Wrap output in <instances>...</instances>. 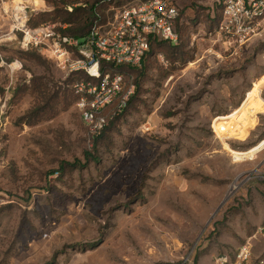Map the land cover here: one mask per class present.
Segmentation results:
<instances>
[{"label": "rangeland", "instance_id": "374dc122", "mask_svg": "<svg viewBox=\"0 0 264 264\" xmlns=\"http://www.w3.org/2000/svg\"><path fill=\"white\" fill-rule=\"evenodd\" d=\"M21 1L0 0V264H237L244 246L263 260L264 139L250 144L264 137V35L239 49L215 33L223 0H170L184 57L149 56L96 154L79 78L11 32L5 11ZM142 1L108 8L106 23ZM29 2L34 16L55 10Z\"/></svg>", "mask_w": 264, "mask_h": 264}, {"label": "built area", "instance_id": "2783aa9c", "mask_svg": "<svg viewBox=\"0 0 264 264\" xmlns=\"http://www.w3.org/2000/svg\"><path fill=\"white\" fill-rule=\"evenodd\" d=\"M40 11L29 0H22L5 15L12 24V34L25 52L48 56L67 76L78 77L72 86L75 106L92 139L99 138L127 110L136 87L109 66L140 67L158 39L177 46L180 42L178 22L181 12L170 0H148L124 7L114 20L97 21L86 39L79 41L64 35L67 25L31 26L32 17ZM219 40L241 49L264 35V0H223L220 22L215 30ZM0 39V45L2 44ZM83 77V78H81ZM246 96L241 108L248 102ZM249 106L254 105L251 101ZM218 119V118H217ZM212 131L221 142L233 140V129ZM235 140V139H234ZM251 249L244 246L237 264H251ZM252 264H264V259Z\"/></svg>", "mask_w": 264, "mask_h": 264}, {"label": "trees", "instance_id": "16d2710c", "mask_svg": "<svg viewBox=\"0 0 264 264\" xmlns=\"http://www.w3.org/2000/svg\"><path fill=\"white\" fill-rule=\"evenodd\" d=\"M49 4L53 5L55 10L49 14H39L38 16L32 17L31 26L36 27L38 25H42V23L48 24H58L67 25V29L64 32V35L74 38L76 40L82 41L87 38L93 29L98 17V13L101 14L104 23L105 20V12L108 8H119L123 5V0H46ZM148 0H143L142 2H146ZM37 5L40 3L35 1ZM63 6V8H61ZM180 21V20H179ZM179 24V22H178ZM178 29V26H177ZM179 33V32H178ZM180 36V33H179ZM180 42L177 46H172L167 42L160 41L158 39H154L152 41L151 50L147 54L145 60L143 61L140 67H131V66H121L114 67L109 66L113 74H121L128 78L129 76H137L139 79L138 82L134 83L136 87L135 95L130 99L128 103V108L132 107L136 103V99L138 98L139 90L141 89V81L145 78V73L150 69L151 63L147 64L149 56L152 58L159 53L166 54H176L175 57L182 58L184 57V48L180 46ZM36 59V57H34ZM39 58V57H38ZM37 58V59H38ZM147 60V61H146ZM39 95L46 99L49 97L48 89L45 87L40 92ZM76 102V99H75ZM112 124V123H111ZM112 127V125L110 126ZM108 127L103 134L96 139L94 143V152L97 154L98 145L100 142L106 137L108 131L110 130ZM264 137H261L259 140L262 141ZM251 147L255 145L253 143L250 144ZM85 160L87 162H98V156L96 157L91 152H85L84 154ZM74 166V165H73Z\"/></svg>", "mask_w": 264, "mask_h": 264}, {"label": "bare ground", "instance_id": "6f19581e", "mask_svg": "<svg viewBox=\"0 0 264 264\" xmlns=\"http://www.w3.org/2000/svg\"><path fill=\"white\" fill-rule=\"evenodd\" d=\"M237 188H238V185H234V187L231 190V194H233L236 191Z\"/></svg>", "mask_w": 264, "mask_h": 264}, {"label": "crops", "instance_id": "0c3cea01", "mask_svg": "<svg viewBox=\"0 0 264 264\" xmlns=\"http://www.w3.org/2000/svg\"><path fill=\"white\" fill-rule=\"evenodd\" d=\"M263 101V100H262ZM264 102V101H263ZM260 139V138H259ZM259 139H255V141L253 142L254 145H258V143H260Z\"/></svg>", "mask_w": 264, "mask_h": 264}, {"label": "water", "instance_id": "95a60500", "mask_svg": "<svg viewBox=\"0 0 264 264\" xmlns=\"http://www.w3.org/2000/svg\"><path fill=\"white\" fill-rule=\"evenodd\" d=\"M226 202H227V200L224 202V204H225ZM224 204H223V205H224ZM223 205H222V206H223ZM222 206H221V207H222ZM219 210H220V209H219ZM219 210H218V211H219Z\"/></svg>", "mask_w": 264, "mask_h": 264}]
</instances>
